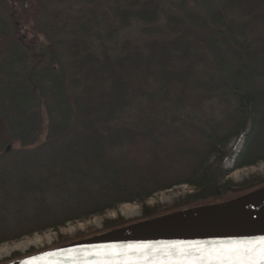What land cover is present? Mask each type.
Returning a JSON list of instances; mask_svg holds the SVG:
<instances>
[{
  "label": "trees",
  "instance_id": "16d2710c",
  "mask_svg": "<svg viewBox=\"0 0 264 264\" xmlns=\"http://www.w3.org/2000/svg\"><path fill=\"white\" fill-rule=\"evenodd\" d=\"M98 7L0 0V245L177 186L175 211L264 187L221 165L242 137L235 169L264 161V0Z\"/></svg>",
  "mask_w": 264,
  "mask_h": 264
},
{
  "label": "water",
  "instance_id": "95a60500",
  "mask_svg": "<svg viewBox=\"0 0 264 264\" xmlns=\"http://www.w3.org/2000/svg\"><path fill=\"white\" fill-rule=\"evenodd\" d=\"M264 187L231 201L203 205L146 219L103 234L43 251L6 264H167L181 259H198L204 253L191 250L153 248L146 253L131 252L134 244H197L204 248H227L234 241L264 238ZM118 249L117 254L113 248Z\"/></svg>",
  "mask_w": 264,
  "mask_h": 264
},
{
  "label": "rangeland",
  "instance_id": "374dc122",
  "mask_svg": "<svg viewBox=\"0 0 264 264\" xmlns=\"http://www.w3.org/2000/svg\"><path fill=\"white\" fill-rule=\"evenodd\" d=\"M75 11L74 15L78 14L79 9L83 8L89 1L93 2V5L99 6L107 5L110 0H71ZM99 4V5H97ZM99 11V10H98ZM4 133V127L0 121V137ZM45 139V135L41 138V141ZM244 137L241 139H233L226 148V153H229V157L226 158L221 165L228 171V179H230L234 184H242L245 181L257 177L264 180V161L257 163L254 166L245 167L242 169H235V159L240 154L244 147ZM214 162V159L212 160ZM216 163V162H215ZM238 173V177L235 179V174ZM193 193V188L187 185L177 186L171 190L160 192L155 194L152 198L148 199L145 203H131V204H121L116 209L107 211L101 216H93L83 221H78L74 223H69L65 227L59 230H49L43 233H37L32 236L21 238L18 241L5 243L0 245L2 247H12L15 244H20L24 242H30V240L35 237L41 239L48 238L50 236L51 242H43L39 247L29 246L24 251H14L10 255L0 259V264H6L13 260L24 258L33 254H37L43 251L53 250L64 245L81 241L87 238H91L105 232V223L109 221H117L123 219L131 224L145 220L143 218V209L148 207L150 209H155L156 211L172 213L175 210H171L176 203L184 200ZM221 203V202H219ZM218 204V203H215ZM122 206H127L131 211L130 217H125L121 215L120 209ZM171 210V211H170ZM165 213V214H168ZM164 215V214H162ZM16 256V257H15Z\"/></svg>",
  "mask_w": 264,
  "mask_h": 264
},
{
  "label": "snow or ice",
  "instance_id": "6c2138e0",
  "mask_svg": "<svg viewBox=\"0 0 264 264\" xmlns=\"http://www.w3.org/2000/svg\"><path fill=\"white\" fill-rule=\"evenodd\" d=\"M126 248L131 252L146 253L153 248H166L170 250H179L181 256H185L191 250H199L204 253L198 259H181L169 261L167 264H264V238L260 240L234 241L227 248L207 249L197 244H170V245H153V244H134ZM117 254L119 250L113 248ZM121 264H139L138 261H123ZM144 264H149L145 261Z\"/></svg>",
  "mask_w": 264,
  "mask_h": 264
},
{
  "label": "bare ground",
  "instance_id": "6f19581e",
  "mask_svg": "<svg viewBox=\"0 0 264 264\" xmlns=\"http://www.w3.org/2000/svg\"><path fill=\"white\" fill-rule=\"evenodd\" d=\"M238 175L239 174L236 173L234 178L236 179L238 177ZM257 210L264 213V203L257 206ZM120 212H121V215H123L125 217H130L131 211L128 209L127 206H122V208L120 209ZM44 241L47 243H50L51 242L50 236L48 238H45V239L35 237L34 239L30 240V242L15 244L12 247H2V248H0V259H2L5 256L10 255L14 251H24L29 246L39 247L43 244Z\"/></svg>",
  "mask_w": 264,
  "mask_h": 264
}]
</instances>
